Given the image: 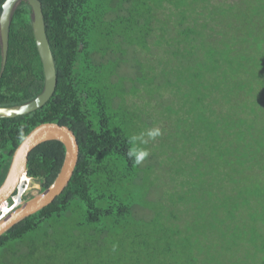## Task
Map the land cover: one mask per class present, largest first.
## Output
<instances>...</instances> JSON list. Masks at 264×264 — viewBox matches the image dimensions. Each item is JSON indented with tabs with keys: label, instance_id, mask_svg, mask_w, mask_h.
I'll return each mask as SVG.
<instances>
[{
	"label": "trees",
	"instance_id": "16d2710c",
	"mask_svg": "<svg viewBox=\"0 0 264 264\" xmlns=\"http://www.w3.org/2000/svg\"><path fill=\"white\" fill-rule=\"evenodd\" d=\"M39 1L57 83L42 108L0 118V185L14 150L38 124L67 126L79 158L50 205L0 236V263L30 261L48 248L52 261L60 247L84 240L91 264H264V0ZM30 13L22 2L11 20L1 107L43 88ZM205 51L217 56L201 59ZM215 67L222 84L202 85L205 99L195 97L188 109L201 115V135L192 136L187 119L174 116L177 98L165 96ZM223 90L245 98H210ZM153 127L162 135L137 165L127 156L129 138ZM64 156L62 143L40 144L27 176L48 188ZM24 180L19 197L32 187ZM160 181L167 194L149 196ZM138 207L147 213L138 216Z\"/></svg>",
	"mask_w": 264,
	"mask_h": 264
},
{
	"label": "water",
	"instance_id": "95a60500",
	"mask_svg": "<svg viewBox=\"0 0 264 264\" xmlns=\"http://www.w3.org/2000/svg\"><path fill=\"white\" fill-rule=\"evenodd\" d=\"M22 2H25L31 10L30 22L42 64L44 84L41 92L32 100L14 106H0V118L4 119L27 115L42 108L52 97L57 83L55 61L47 40L42 5L39 0H5L3 2L0 14V77L7 62L11 20ZM47 141H58L64 146L65 156L61 169L48 188L32 189L26 201L14 207L11 212L1 218L0 236L20 221L50 205L64 191L73 176L79 158V146L74 133L67 126L58 123L38 124L23 138L11 156L4 180L0 185V205L3 202L7 204L10 198L16 192L18 193V185L21 186L25 183L24 181H27L24 179L27 178L31 183L40 181L27 177V163L30 152Z\"/></svg>",
	"mask_w": 264,
	"mask_h": 264
},
{
	"label": "rangeland",
	"instance_id": "374dc122",
	"mask_svg": "<svg viewBox=\"0 0 264 264\" xmlns=\"http://www.w3.org/2000/svg\"><path fill=\"white\" fill-rule=\"evenodd\" d=\"M217 46L215 47L217 48V50H219L221 48L219 42H217ZM254 49L252 50V52L255 54L256 50L258 49L257 47H253ZM200 54V58H207V59H213L217 56V54L213 53V52H209V51H205V52H201ZM236 58V57H235ZM240 58V57H238ZM153 58H150V61H152ZM237 59V58H236ZM239 60V59H237ZM132 62V60H131ZM141 62H145L144 60H142ZM149 66H152L153 69H155V72L152 71L151 74L153 73H158L159 67L156 66V63H154L153 65L149 62L148 63ZM132 67V66H131ZM151 67V68H152ZM145 70H147V68H145ZM217 67L213 68V69H206V71L203 72V75L201 77V79L198 80H194L192 78V81L189 82H181L176 86H173L172 89L168 90V91H172V92H168L166 93L165 98H177L176 101H172L173 102V110L175 111L174 116H179L182 119H187V121L184 122V128H185V132L191 134L192 136H196L199 137V135H201V120L200 118H198V116H201L198 113L192 112L190 110H188L189 108L192 107V102H194L195 97H199V98H203V94H202V90H201V86L205 85V84H209V85H220L222 83H218L215 81V79L213 77L216 76L217 74ZM122 71L125 73H129L130 76L134 77L136 72L135 70H133L132 68H127V66H123L122 67ZM227 76H229V70L225 73ZM159 79V78H157ZM210 98H245L241 95H229L226 91H222V92H217V91H213L211 93ZM205 99V98H203ZM199 112V111H198ZM200 113V112H199ZM221 113V112H219ZM205 115L207 117H209L210 119H213L210 117V115L208 113H205ZM192 116H197L195 117V119H188L191 118ZM188 121L192 122V125L190 126ZM220 133V132H219ZM219 133L215 134L214 137L216 138L217 142L221 139ZM211 137V135H209ZM161 159H164L163 156L160 157ZM157 161V162H156ZM156 161H154V163H156V167H158V163L159 160L158 158L156 159ZM153 163V164H154ZM167 163L164 162V166H166ZM32 186L29 191L23 193V197H28V195L31 194V190L32 189H37L40 190V188H42V183L41 181H34L31 183ZM40 187V188H37ZM167 187V182L165 181H160V182H156L153 187L152 190L150 189V191H152V195L150 194L149 196H154L156 195V193L161 194L162 196H165L167 194V192L165 191ZM154 198V197H153ZM11 201H9V203H11ZM8 203V205H10ZM12 204V203H11ZM4 206V204H3ZM8 211H10V209L5 208V207H0V219L5 216ZM136 213L138 216H141L144 213H147L144 209H140L139 207L136 209ZM80 243H77L75 246L71 247L70 249H67L68 247H60L59 251L56 252L55 257L52 261H50L48 258L51 256V253L48 252L50 248L48 249H41L40 252L37 254V258L33 259V260H27L26 258L22 257V256H18V259H16L15 257H12L11 260H4L2 262H7V264H91V262L89 261V256L87 255V257L85 255H83L81 253V249L83 248V246L87 243L86 241L82 240L79 241ZM25 250L23 254H27L29 249L27 246H24ZM22 250V247L20 248ZM94 253L93 250L90 251V255H92ZM18 255H20L18 253ZM1 264V263H0Z\"/></svg>",
	"mask_w": 264,
	"mask_h": 264
},
{
	"label": "clouds",
	"instance_id": "9594fccd",
	"mask_svg": "<svg viewBox=\"0 0 264 264\" xmlns=\"http://www.w3.org/2000/svg\"><path fill=\"white\" fill-rule=\"evenodd\" d=\"M161 135H162V131L159 127L149 128L145 131H141L137 135H132L128 141V143L130 145H132L127 152L128 158L134 160V162L137 165L141 164L150 154L149 150L146 146L149 144L150 141H155L156 138L160 137ZM21 136H23L22 132H21ZM16 194H17V192L9 200V201L12 200V202H11L12 204H13V198L16 196ZM22 197H23V194L19 198V200H20L19 204L22 203ZM9 201H8V203H9ZM11 203H9L10 206H12ZM19 204H17L16 206H18ZM16 206H14V207H16Z\"/></svg>",
	"mask_w": 264,
	"mask_h": 264
},
{
	"label": "bare ground",
	"instance_id": "6f19581e",
	"mask_svg": "<svg viewBox=\"0 0 264 264\" xmlns=\"http://www.w3.org/2000/svg\"><path fill=\"white\" fill-rule=\"evenodd\" d=\"M18 197V198H17ZM20 197L18 196V193L16 194V196L14 197V202H15V199H19ZM3 204H5L4 202L3 203H1V205H0V207L3 205ZM11 212V211H10ZM9 213V212H8ZM7 213V214H8ZM1 220V219H0Z\"/></svg>",
	"mask_w": 264,
	"mask_h": 264
},
{
	"label": "built area",
	"instance_id": "2783aa9c",
	"mask_svg": "<svg viewBox=\"0 0 264 264\" xmlns=\"http://www.w3.org/2000/svg\"><path fill=\"white\" fill-rule=\"evenodd\" d=\"M19 202H20V200H19ZM16 205H17V202H14V198H13L12 208H13L14 206H16Z\"/></svg>",
	"mask_w": 264,
	"mask_h": 264
}]
</instances>
